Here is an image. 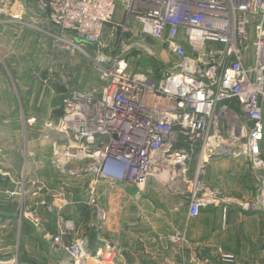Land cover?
Wrapping results in <instances>:
<instances>
[{
	"label": "built area",
	"instance_id": "2783aa9c",
	"mask_svg": "<svg viewBox=\"0 0 264 264\" xmlns=\"http://www.w3.org/2000/svg\"><path fill=\"white\" fill-rule=\"evenodd\" d=\"M11 1L16 0H1ZM20 3L12 19L33 28L50 47L88 57L87 46L95 52L99 89L68 90L57 122L45 124L57 135L52 164L62 180L87 185L105 180L137 189L154 181L182 198L189 217L219 204L224 217L238 199L208 186L206 167L214 157L243 158L258 184L253 200L242 207L264 211V0ZM146 37L161 52L146 47ZM113 38L123 54L144 51L153 64L134 70L123 55H106ZM249 45L252 63L246 64ZM56 197L41 202L55 215L50 249L66 254L55 264H86L90 257L98 264H120L114 257L121 248L110 241L91 256L86 237L75 236L73 220L61 212L77 200ZM38 208L21 209L36 228L44 222ZM167 241L186 243L177 232ZM214 254L225 262L233 258L220 250Z\"/></svg>",
	"mask_w": 264,
	"mask_h": 264
},
{
	"label": "crops",
	"instance_id": "0c3cea01",
	"mask_svg": "<svg viewBox=\"0 0 264 264\" xmlns=\"http://www.w3.org/2000/svg\"><path fill=\"white\" fill-rule=\"evenodd\" d=\"M20 2L21 0L3 3L0 0V64L3 65L0 70H6L3 61L5 57L18 59L21 56L20 45L32 36L31 33L34 37L39 36L33 28L12 19L11 16L21 11ZM15 3L18 5L15 6ZM50 48L52 53L63 52ZM245 53V63L251 64L253 50L250 45ZM72 55H68L69 59ZM52 59L54 66L60 64L62 67V56L55 55ZM77 61L75 59L76 63ZM73 64L74 62L72 67ZM17 67L20 65L17 64ZM21 70H29V66H22ZM70 73L78 74V70H71ZM67 75L70 74L66 73V77ZM62 78L64 79L63 76ZM94 80L96 84H90L89 88L97 90L100 83L97 77ZM10 101L13 105L14 100ZM9 103L7 100V105ZM37 105L36 103L35 107H40ZM8 118H12L14 126L19 125L15 114H8ZM32 118L30 116L22 128L30 130L28 126ZM34 118L41 120L37 115ZM20 132L17 128L12 130L10 145L0 148V170L6 172L7 190L17 195L9 198L11 209L9 214L2 216V224L16 227L6 243L9 246L13 238L18 239L21 251L19 259L13 258L1 263L55 264L66 258L64 252L50 249V236L55 232V215L47 213L41 203L49 204L56 196L61 195L77 200L65 205L61 212L66 218L73 220L75 236L86 237L91 256L103 241H110L121 248V256L114 257L120 264H186L187 256L196 250H208L212 256L215 255L214 252L221 250L232 255V263L246 264L250 252L264 249V213L242 207L245 202L253 200L255 193L254 185L252 188L249 177L245 175L248 164L243 158L214 157L207 164L205 175L208 186L218 187L226 196L237 198L238 204H228L224 217L222 204L202 207L197 216L189 217L182 198L154 181L137 189L129 183L112 184L105 180L88 185L87 182L68 183L62 180L52 164L51 148L33 146L26 149L16 146L17 141L21 140ZM262 152L264 156L263 147ZM91 188L94 189L93 194L89 192ZM21 189L23 206H39L38 210L44 217L40 228H33L28 220L20 222L17 219L18 205L16 207L12 200L21 201L18 196ZM176 232L185 237L186 243L183 246L167 241V236ZM86 264L98 263L90 257Z\"/></svg>",
	"mask_w": 264,
	"mask_h": 264
},
{
	"label": "rangeland",
	"instance_id": "374dc122",
	"mask_svg": "<svg viewBox=\"0 0 264 264\" xmlns=\"http://www.w3.org/2000/svg\"><path fill=\"white\" fill-rule=\"evenodd\" d=\"M16 5H18V3H15V6ZM31 35L33 37L31 36L26 38V42L23 45H20L21 56L18 59H10L9 57H5L3 59L6 70H0V148H6L10 145V132L17 128L19 131H21V140L17 141L16 146H23L26 149L33 146L40 148L50 147V157L52 161V149L55 143L52 142L55 141L57 137L55 138L56 133L45 127V124H55L57 122V118H59L61 115V98L68 90L78 88L84 89V87L89 88L90 84H96L94 79L97 77V73L95 71V62L92 60L95 58V52H93V50L87 46L85 49H83L84 52L88 53L90 57L85 56L77 51L72 53L73 55L69 59L68 55L71 54L70 52L63 51L61 54L58 52L52 53L53 51L50 48L48 40L42 38L41 36L34 37L33 33H31ZM124 38L127 39L128 35H124ZM143 43L148 48L157 49V46L154 45L153 41L147 37L143 40ZM108 44L110 46L105 49V54L110 56L123 55V58L127 59V61L130 63L129 65L131 67H135L134 70L136 67H139V70L141 69L143 71L145 68L153 64L151 61L152 59L147 58L144 51L138 55V52L135 51L129 54H123L122 44L120 42L117 43L116 38H113L112 41L108 39ZM157 50L161 52L159 48ZM55 55L58 57L62 56L64 59L62 67H60V64L58 66H54L55 63L54 59L52 58ZM75 59H78L77 63L75 62ZM72 62H74L73 67ZM17 64L20 65V67H17ZM0 66H3L2 63ZM22 66H26L27 68L29 66V70H21ZM71 70H78V74L70 73ZM66 73H69L71 76L67 75L66 77ZM12 99L14 100L13 105L10 101ZM7 100L10 102L9 105H7ZM36 103L40 107H35ZM8 114H15V120H19V125L15 124L14 126L12 118H8ZM36 115L41 117L40 121L39 119L34 118ZM30 116L33 117L30 125L28 126L30 130L28 128H22V125L25 124V121L27 122V120H29ZM262 147L264 151V140ZM246 166L245 175L249 177L252 188L254 185L255 196L258 183L256 181L255 175L251 174L249 165ZM5 173L6 172L0 170V264H4L1 262L5 260L7 261L13 258L15 260L19 259L21 251L18 239L13 238V242L9 246L6 243L7 238L11 237L12 233L15 231L14 228L16 227H11L10 224H6V226L2 224L4 223L2 216L9 214L11 209L9 198L11 196H17L14 194L15 192L11 194V191L7 190L8 182ZM2 178H4V180ZM22 190L23 189L19 191L20 194L18 195L20 196L21 201L19 202L12 200L16 207L18 205L16 209L18 215L17 219L20 222L27 221V219H24L23 216H21V209L24 207L22 205ZM260 212L264 213V211ZM29 224L35 228L30 221ZM6 232L8 234H6ZM221 252L224 253L223 251ZM199 253L201 255H199ZM249 254V258L245 261L246 264H264V249L253 251ZM190 256H187L188 260L186 259V264H234L232 262L223 261L220 255L212 256L211 252L208 250L202 252L197 250L192 251Z\"/></svg>",
	"mask_w": 264,
	"mask_h": 264
}]
</instances>
